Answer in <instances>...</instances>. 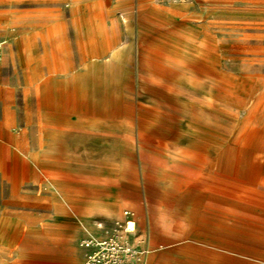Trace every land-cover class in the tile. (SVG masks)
Masks as SVG:
<instances>
[{
  "label": "rangeland",
  "instance_id": "obj_1",
  "mask_svg": "<svg viewBox=\"0 0 264 264\" xmlns=\"http://www.w3.org/2000/svg\"><path fill=\"white\" fill-rule=\"evenodd\" d=\"M127 208L147 264H264V0H0V264Z\"/></svg>",
  "mask_w": 264,
  "mask_h": 264
},
{
  "label": "built area",
  "instance_id": "obj_2",
  "mask_svg": "<svg viewBox=\"0 0 264 264\" xmlns=\"http://www.w3.org/2000/svg\"><path fill=\"white\" fill-rule=\"evenodd\" d=\"M98 226L104 236H90L81 241L82 264H145L146 247L136 242L135 213L125 209L123 217L112 225Z\"/></svg>",
  "mask_w": 264,
  "mask_h": 264
},
{
  "label": "crops",
  "instance_id": "obj_3",
  "mask_svg": "<svg viewBox=\"0 0 264 264\" xmlns=\"http://www.w3.org/2000/svg\"><path fill=\"white\" fill-rule=\"evenodd\" d=\"M64 209H65V212L67 213V214H70V215H72L73 216V213L68 209V208H66L65 207V204H64ZM127 209H130V210H132L134 213H135V218H136V226H137V224H138V219H137V214H136V211L135 210H133V209H131V208H127ZM125 210V209H124ZM124 210H123V212H124ZM86 215L87 216H89L90 218H93V217H95V216H98V217H102V218H116V213L114 212V211H112V210H107V209H105V208H100V207H96V206H94V204H90L89 206H88V208H87V211H86ZM74 217V216H73ZM73 217H69V218H63L62 220H60L58 223H57V225L59 224V223H62L63 221H65V220H67V219H70V221L74 224V228H73V230L71 231V233H70V235L68 236V239H67V242L69 243V245H70V247H71V249L73 250V255L75 254L74 253V250H75V248H76V240H77V238L78 237H80V236H84L83 238H82V240L83 239H85V238H88V237H90V236H98V237H102V236H104V233H103V230L98 226V224H97V222H95L94 224H93V226H94V229H95V231L93 232V233H89V234H86V233H84L83 232V229L81 228V227H79L78 225V221H77V219L76 218H74L73 219ZM122 217H123V213H122ZM121 217V218H122ZM53 220H54V223H55V218H54V212H53ZM114 219H108V220H106L107 222H111V221H113ZM50 235H52V234H50ZM49 234H46L45 235V239H51V238H53L54 239V236L52 235V236H50ZM81 240V241H82ZM81 243V242H80ZM78 256H79V258H81V264H82V262H83V260H84V249L81 247V245H80V248H79V250H78ZM186 259H189V258H186ZM201 263H204V264H206V261H201L200 262V264ZM215 263H216V261H215ZM145 264H147L146 263V257H145Z\"/></svg>",
  "mask_w": 264,
  "mask_h": 264
},
{
  "label": "bare ground",
  "instance_id": "obj_4",
  "mask_svg": "<svg viewBox=\"0 0 264 264\" xmlns=\"http://www.w3.org/2000/svg\"><path fill=\"white\" fill-rule=\"evenodd\" d=\"M68 93V92H67Z\"/></svg>",
  "mask_w": 264,
  "mask_h": 264
}]
</instances>
